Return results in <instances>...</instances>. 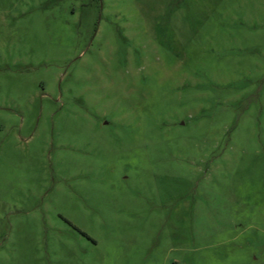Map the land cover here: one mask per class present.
<instances>
[{
	"label": "rangeland",
	"instance_id": "1",
	"mask_svg": "<svg viewBox=\"0 0 264 264\" xmlns=\"http://www.w3.org/2000/svg\"><path fill=\"white\" fill-rule=\"evenodd\" d=\"M0 264H264V0H0Z\"/></svg>",
	"mask_w": 264,
	"mask_h": 264
}]
</instances>
